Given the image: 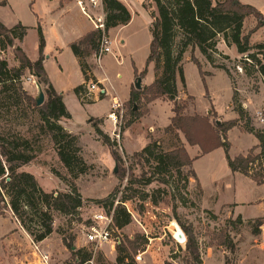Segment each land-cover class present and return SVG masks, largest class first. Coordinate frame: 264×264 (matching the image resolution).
I'll use <instances>...</instances> for the list:
<instances>
[{
    "label": "rangeland",
    "instance_id": "obj_1",
    "mask_svg": "<svg viewBox=\"0 0 264 264\" xmlns=\"http://www.w3.org/2000/svg\"><path fill=\"white\" fill-rule=\"evenodd\" d=\"M7 1L9 6H0V18L9 26L17 22L28 26L31 23L29 3L33 1L34 5V0ZM120 1L128 10L130 18H137L129 27L121 29L119 26L108 30L106 36L111 42L112 53L103 56L102 67L107 71L110 83L123 95L133 79V67L140 72L148 55L152 20L149 11H145L142 5L146 4L152 10L154 6L151 0ZM237 1L261 13L260 18L244 19L242 35H249L250 47L264 44V0ZM36 3L40 7L44 5V0H36ZM217 41L221 52L218 50L212 56L213 63H208L197 50L185 53L181 64L185 87L177 81L176 104L180 107L186 106L182 115H209L208 121L212 127L238 119L236 108L240 105L248 113L252 125L264 132V76L258 72L259 67L264 65L262 57L258 56L261 62L257 66L253 61L243 62L247 55L257 53V50L240 55L236 50L232 52L225 49L221 38ZM25 48L29 59L33 60L36 54L33 34L28 35ZM222 49L228 57L222 56ZM119 50L122 54L118 53ZM1 57L11 62L10 50L7 49ZM193 59L199 63L204 77L200 78L197 67L192 63ZM63 64L66 73L61 75L52 62L48 61L45 65L46 74L56 91H63L68 95L67 104L72 114L70 124L80 130L85 124L87 114L99 116L107 113L111 104L110 98L91 106L89 111L85 110L71 92L78 86V72L69 56L64 57ZM147 76L154 81L152 64L148 67L146 77L140 80L141 88L145 87ZM89 83L95 82L84 81L83 87ZM135 83L137 81L133 79L128 98L122 100L124 116L120 127L114 130L112 124L108 123L107 129L111 133L110 139L115 141L113 150L120 156L123 164L118 165L111 158L109 149L95 133H82V136H77L78 146L88 170L77 179H71L59 162L50 137L41 128L38 114L27 100L21 99L17 106H12L14 101H8V108L0 112V133H19L29 141L36 159L30 163L28 170L35 174L40 188L47 193H69L74 187L81 197L82 205L77 215L63 216L53 213L54 230L51 240L47 242L49 253H45L49 257L48 263L77 264V260L63 246L62 239L72 243L75 250L83 249L89 253L91 246L86 245L81 223L87 217L98 213L99 209L107 213V206L112 202L113 209L120 203L127 209L130 213L129 223L112 234L114 238H118L119 244L113 246L112 243H107L99 247L92 264H116L115 248L119 245L128 250L135 264H185L186 240L180 241L182 243L177 240L180 227L174 218L192 231L198 243L202 264H264V224L258 231L256 228V221H264V218L248 221L240 218L238 221L231 213L230 205L233 202L253 199L262 194V190H258L249 179L231 174L221 148L201 158L199 148L190 146L181 133H178L179 141L185 151L190 152L187 153L188 157L193 162L201 158L195 162V170L192 162L189 168L182 169V175L174 171L169 175L154 174L155 162L138 154L151 141L158 144L156 154L173 148V135L163 133L173 117V104L167 103L165 99L153 102L142 99L137 104L128 103ZM22 88L35 100L39 91L43 90L36 77L27 71L22 78ZM134 107L136 111L143 110L146 113L128 125L132 121L131 111ZM211 110L216 112L214 116ZM92 120L87 123L91 127ZM244 124L245 120H240L238 126L227 134L231 158L245 155L248 150L256 147V140L243 134ZM101 126L98 125V128L105 133ZM258 153L259 150L255 149L254 155ZM190 172L195 174V178H190L188 184H185L183 177ZM148 179H151L149 183ZM162 179L163 183L160 181ZM156 200L157 204H153ZM244 211L247 218L259 214L255 208ZM112 213L111 211L110 215ZM16 226L22 229L9 211L0 218V264H40L38 257L34 255L33 245L24 234L18 232ZM12 239L14 244H11ZM36 247L42 252L39 246ZM139 254L141 260L136 261L135 257Z\"/></svg>",
    "mask_w": 264,
    "mask_h": 264
},
{
    "label": "trees",
    "instance_id": "obj_2",
    "mask_svg": "<svg viewBox=\"0 0 264 264\" xmlns=\"http://www.w3.org/2000/svg\"><path fill=\"white\" fill-rule=\"evenodd\" d=\"M101 4L106 35L108 30L126 26L129 23L130 14L118 0H101ZM151 4L154 10L146 4L142 5L144 10L149 11V17L152 20L149 28L148 55L144 68L140 72L133 67V79L137 81L146 77L148 67L152 64L154 81L149 86L142 88L140 86L139 89H136L134 84L128 103L137 104L142 99L148 102L165 99L172 103L173 117L163 133L173 135L175 145L166 152L156 154L158 144L151 141L138 155L147 156L155 162L154 174L169 175L174 171L182 175V169L189 168L193 159L188 157L179 141L178 133H181L190 146L199 148L201 157L221 148L224 151L227 167L232 173L249 178L257 186L264 185V132L252 125L248 113L240 105L236 108L238 119L212 127L208 121L209 115L185 116L182 115V111L186 106L180 107L176 104L177 81L179 80L180 84L185 87L181 64L187 51L191 53L197 50L208 63H213L212 56L216 54V51L218 52L217 39L221 38L227 47L233 46L240 55H245L253 49L257 50V53L247 55L246 61L243 62L253 61L257 66L261 62L258 56H261L264 61V44L250 47L249 35H242L244 19L247 17L260 18L261 13L237 0H151ZM32 5L33 1L29 3L31 12H33ZM0 6H5V1H1ZM27 30L28 28L20 23L7 28L0 22V112L8 108V101H14L12 106H17L21 99L27 100L38 114L42 124L41 128L50 137L59 162L71 179H77L87 172L88 167L81 156L77 136L70 134L59 124L62 119L69 120L71 117L61 96L49 83L43 68L42 53L45 41L40 27L37 28L38 58L35 61H30L21 48L14 46L15 41L22 42ZM101 37V32L94 30L69 46L72 54L79 61L85 82L93 80L88 76L89 68L85 59L98 53ZM10 48H12L14 60L18 63L16 68L9 67L7 61L1 57V54ZM192 63L197 67L200 78L204 77L199 63L194 59ZM26 71L36 77L43 89V102L40 106H36L35 99L23 91L22 78ZM258 72L264 76V65L259 67ZM83 85L73 90L81 103H85L82 96L86 91V85L84 87ZM214 111L211 110L213 116L216 113ZM145 113L143 110L136 111L134 107L131 111L132 121L128 125ZM240 120H245L243 132L255 138L258 143L255 149H258L259 153L254 155L255 149H250L245 155L231 158L227 134L238 126ZM100 124L102 120H92L95 135L109 149L111 158L118 165H122L120 156L113 150L115 141L98 128ZM35 159V153L31 150L29 141L19 133H0V218H3L5 212L9 211L34 244L44 241L53 233V213L74 216L78 214V209L82 205L76 188L72 187L69 193H47L40 188L33 175L21 170ZM190 178H195L193 172L183 177L184 183L188 184ZM147 181L149 183L151 179ZM160 181L164 182L163 179ZM153 202L157 204L158 201ZM117 206L113 209V203H109L107 214L112 211L114 227L122 229L129 223L130 213L125 207L123 208L121 203ZM172 212L175 213V208ZM174 219L186 240L185 264H202L198 243L192 231L182 225L177 218ZM237 220L240 221V217H237ZM263 224L262 220L256 221L257 231ZM62 244L70 252L71 257L77 260V264H86L91 260V255L83 249L75 250L72 243H67L64 239H62ZM115 251L117 253L116 264H135L128 250L122 245L117 246Z\"/></svg>",
    "mask_w": 264,
    "mask_h": 264
},
{
    "label": "crops",
    "instance_id": "obj_3",
    "mask_svg": "<svg viewBox=\"0 0 264 264\" xmlns=\"http://www.w3.org/2000/svg\"><path fill=\"white\" fill-rule=\"evenodd\" d=\"M3 1H5V7L9 6V3H8L7 0H3ZM77 1L78 0H44V5H41L40 7H37L36 0H34L33 12H31L32 16L30 15L31 23L28 26L23 25L21 22H17L15 24H13L12 26H9L1 18H0V22L4 26H6L7 28H11V27L15 26L18 23H20L22 26L28 28V30L26 32V35L23 38L22 42H17V41L14 42V46L21 48L28 58H29V55L27 54V51H26V48H25L26 47V41H27V38H28L29 34H33L35 36L36 54H35V58L33 60L29 59L30 61H35L38 58L37 28L39 26L40 29H41V32L43 34L44 41H45V47H44V50H43V53H42L44 70H45V65L47 64V62L51 61L52 64L57 69L59 74H61V75L65 74L66 73V68H65V65L63 64L64 57L65 56H69L71 58V62L74 64V66L76 68V71L78 72V75H79V78H80L78 86H80V85L84 84V78H83V75L81 73V69H80V66H79V61L72 54L69 46L72 43L77 42L80 39H82L89 32L94 31V27H93L92 21H94L93 19H95L97 16H99L100 9L97 8V7L93 8L91 5L88 4L87 0H83L84 3H85V11L90 16V18H88L87 16L82 14L80 8L77 6ZM118 1L121 3L120 0H118ZM102 13H103V10H102ZM103 15H104V13H103ZM135 18H137V17H135ZM135 18L133 16H131L129 23L126 26H121V29L131 26L134 23ZM110 44H111V42H110ZM222 44H223V47L225 49H227L228 51H232L233 52V50H235V48L233 46L232 47H227L223 42H222ZM218 48L219 47H217V50H219V52H221V50L218 49ZM9 50H10V56H11L12 59H11V62L9 60H7V63L9 64V67L16 68V67H18V63L14 60V56H13V53H12V48H10ZM222 52H223L222 54L224 56H226V57L229 56V55H227V53H225V51L223 49H222ZM111 53H112V50H111ZM118 53L122 54V52L120 50H119ZM92 55L95 56L94 54H92ZM102 61H103V57L101 58L100 63L97 65L94 57L93 58L92 57L91 58L87 57L85 59V63H86V65L89 68V72H88L89 78L93 79L95 81V83L97 85H99V87L103 88L104 91H105V96H102V99H100V96H99L97 101H93V102H89V103H81L79 101V99L77 98V96L73 92V90L76 87H78V86L74 87L72 89V91H71V92H73V94H74L76 100L78 101V103H80V105L87 111H89V108L91 106H95L96 104L102 102L105 98H110V102H111V98L116 97L122 103H123L122 100H126L128 98L129 86L131 85L133 79L129 83V85L127 86L126 93L122 95L110 83L107 71L102 67ZM118 63L120 64L121 62L118 61ZM45 73H46V70H45ZM117 76H118V74H117ZM147 77H148V80H147V83H145V86H149L152 83V80L149 79V76H147ZM47 79H48L49 83L51 84L48 76H47ZM56 92H57V94H59L61 96L62 102H63L67 112L70 114V117H71L69 120L62 119L59 122V124L67 132H69L70 134L75 135V136H79V135L82 136V133L93 134L94 133L93 128L87 123L91 119H98V120H103L104 121V124H103V121H102V124H100V125H102L100 128L105 133H107L108 136H111V133L107 130L108 129V123H110V121H108L106 119L110 108L108 109L107 113L104 114V115L93 116V114H87V116H86L87 119L85 121V124H83V126L79 130L77 128L72 127L71 124H70L71 121H72V114H71V111H70V109L68 107V104H67L68 95L65 94L63 91H56ZM94 97L96 98L97 96H94ZM167 103L171 104L168 101H167ZM243 134H246V133H243ZM246 135H249V136L253 137L250 134H246ZM255 145L257 146V141H256ZM187 153H190V152L187 151ZM223 153H224V151H223ZM209 154H207V155H209ZM207 155H205V156H207ZM224 157H225V155H224ZM201 158H199V159H201ZM199 159H197V160H199ZM197 160H195L193 162V168H194L195 162ZM29 165H31V164H28V165L22 167L21 170L23 172H26V173H29V174L33 175L34 178H36L35 174L28 170ZM194 170H195V168H194ZM231 174L232 175H240L238 173H232V172H231ZM196 176H197V173H196ZM240 176H242V175H240ZM242 177H244V176H242ZM244 178H246V177H244ZM247 179H249V178H247ZM256 187L258 188V190H262V194H259V195H257V197H255L253 199H250V200H247L245 202H233V203H230V205H231V213H233V215L236 216V217H240L242 221H245V220L248 221V220H252V219L264 218V185H260V186L256 185ZM252 208H255L259 212V214L257 216L251 217V218L245 217V214H244L245 211L244 210H247V209L249 210V209H252ZM15 228L17 230H19L18 232H21L22 234L25 235L26 238H28V240L31 242L33 247L34 246H39L40 249H42L41 253H43V254L49 253L47 251L48 248H49V246L47 245V242H49L51 240V237H52L53 233L47 239H45L44 241L34 244L32 242V240L30 239V237L22 229H19L17 226ZM262 229L264 230V226H263ZM11 244H14L13 243V239L11 241ZM12 246H14V245H12ZM34 253H35L34 255H36V252H34ZM219 264H222V263H219Z\"/></svg>",
    "mask_w": 264,
    "mask_h": 264
},
{
    "label": "built area",
    "instance_id": "obj_4",
    "mask_svg": "<svg viewBox=\"0 0 264 264\" xmlns=\"http://www.w3.org/2000/svg\"><path fill=\"white\" fill-rule=\"evenodd\" d=\"M87 2L93 8L97 7L100 9L99 16L96 15L97 17L93 19L94 21H92L94 30L100 31L102 34L100 49L98 53L94 56V59L98 65L103 55L111 53L110 42L108 41L107 36L105 34L104 15L102 13L101 0H87ZM77 6L80 8L83 15L90 18V16L85 11V3L83 0H78ZM101 95L105 96L104 89L99 87V85H97L96 83H89L86 85V91L82 96V100L85 103L97 101L99 96ZM94 96L97 97L95 98ZM123 116L124 104L116 97L111 98L110 111L107 115V120L110 121V123L114 127V130H117V127H120ZM115 138H118V135H115ZM114 231L117 232V229L114 227L112 215L107 214L103 211V209H99L98 213L93 214L92 216L84 219V221L81 223V232L84 236L86 245L91 246V251H89L88 253L91 255V260L88 261L86 264L93 263L94 254L96 253L97 249L102 245L107 243H112L113 246L119 244L118 238H114L112 235ZM34 248L39 263L49 264V257L46 254L41 253L36 246H34ZM262 248L264 249V238L262 241ZM135 260L140 261L141 255H137L135 257Z\"/></svg>",
    "mask_w": 264,
    "mask_h": 264
},
{
    "label": "water",
    "instance_id": "obj_5",
    "mask_svg": "<svg viewBox=\"0 0 264 264\" xmlns=\"http://www.w3.org/2000/svg\"><path fill=\"white\" fill-rule=\"evenodd\" d=\"M135 87H136V89L140 88V80H137V83H135ZM35 101H36V106H40L42 104V102H43L42 91H39V96H38V98ZM176 238L179 241H184L185 240L183 232L179 228H178V232H177V237Z\"/></svg>",
    "mask_w": 264,
    "mask_h": 264
},
{
    "label": "bare ground",
    "instance_id": "obj_6",
    "mask_svg": "<svg viewBox=\"0 0 264 264\" xmlns=\"http://www.w3.org/2000/svg\"><path fill=\"white\" fill-rule=\"evenodd\" d=\"M179 243H182V242L179 241Z\"/></svg>",
    "mask_w": 264,
    "mask_h": 264
}]
</instances>
